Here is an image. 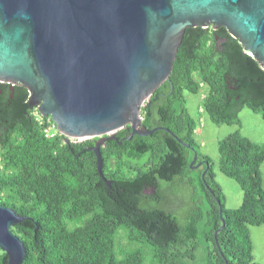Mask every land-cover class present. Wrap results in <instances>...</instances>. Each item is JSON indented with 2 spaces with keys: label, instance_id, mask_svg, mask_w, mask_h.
I'll return each mask as SVG.
<instances>
[{
  "label": "trees",
  "instance_id": "trees-1",
  "mask_svg": "<svg viewBox=\"0 0 264 264\" xmlns=\"http://www.w3.org/2000/svg\"><path fill=\"white\" fill-rule=\"evenodd\" d=\"M203 84L214 124H240L245 106L264 119V69L224 28H189L171 76L142 109L143 126L165 129L128 140L124 128L121 144L102 147L109 187L90 149L98 138L68 145L60 133L50 137L56 124L29 104L28 89L0 83V203L27 218L12 228L27 250L23 264H259L250 226L264 224V145L239 131L219 142L221 169L244 193L229 209L186 105L185 93Z\"/></svg>",
  "mask_w": 264,
  "mask_h": 264
},
{
  "label": "water",
  "instance_id": "water-1",
  "mask_svg": "<svg viewBox=\"0 0 264 264\" xmlns=\"http://www.w3.org/2000/svg\"><path fill=\"white\" fill-rule=\"evenodd\" d=\"M195 27L224 28L264 69V0H0V83L28 89L29 104L52 118L68 145L98 138L90 149L110 187L102 147L124 128L128 140L165 129L143 126L142 109L171 76ZM197 162L195 152L190 167H202ZM25 219L0 203L8 264H23L27 255L12 232Z\"/></svg>",
  "mask_w": 264,
  "mask_h": 264
},
{
  "label": "rangeland",
  "instance_id": "rangeland-1",
  "mask_svg": "<svg viewBox=\"0 0 264 264\" xmlns=\"http://www.w3.org/2000/svg\"><path fill=\"white\" fill-rule=\"evenodd\" d=\"M208 93L209 87L204 84L199 94L185 93L189 113L197 122L195 140L199 146L200 153L208 156L214 162L216 178L224 191L227 207L229 209H238L243 203L244 193L241 186L234 179L224 174L221 169L219 142L239 131L257 145H264V119L259 113H255L245 106L239 116L240 124H214L204 109V102ZM53 132L59 133L57 128L53 129ZM146 160L147 157L140 161L139 164H144ZM261 173L264 185V163L261 166ZM250 231L254 245V260L259 264H264V224L262 226H250ZM120 242L123 245L126 244L124 238L120 239ZM202 252L203 250L200 249L198 257H202ZM2 253L0 249V255Z\"/></svg>",
  "mask_w": 264,
  "mask_h": 264
},
{
  "label": "built area",
  "instance_id": "built-area-1",
  "mask_svg": "<svg viewBox=\"0 0 264 264\" xmlns=\"http://www.w3.org/2000/svg\"><path fill=\"white\" fill-rule=\"evenodd\" d=\"M53 129L55 128H52L50 129L49 131H46V133L50 136V137H55L57 133L53 132Z\"/></svg>",
  "mask_w": 264,
  "mask_h": 264
}]
</instances>
